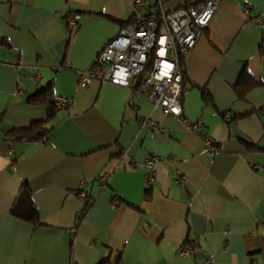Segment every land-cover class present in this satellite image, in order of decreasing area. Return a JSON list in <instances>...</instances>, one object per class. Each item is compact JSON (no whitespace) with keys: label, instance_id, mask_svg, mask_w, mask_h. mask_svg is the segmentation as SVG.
Segmentation results:
<instances>
[{"label":"crops","instance_id":"0c3cea01","mask_svg":"<svg viewBox=\"0 0 264 264\" xmlns=\"http://www.w3.org/2000/svg\"><path fill=\"white\" fill-rule=\"evenodd\" d=\"M218 1L183 55L175 116L135 81L77 84L141 11L134 0H0V264H264V0ZM244 70L260 83L238 97ZM45 89L72 107L28 102ZM182 117L203 119L214 155ZM37 120L43 140L7 134ZM24 186L38 225L11 213ZM81 191L93 203L77 227Z\"/></svg>","mask_w":264,"mask_h":264},{"label":"built area","instance_id":"2783aa9c","mask_svg":"<svg viewBox=\"0 0 264 264\" xmlns=\"http://www.w3.org/2000/svg\"><path fill=\"white\" fill-rule=\"evenodd\" d=\"M143 1L134 0L141 11L122 27L115 38L105 44L90 69L76 73L77 84L86 87L91 81L98 80L131 87V82L135 81L141 85L139 89L146 98L162 114L179 116L184 90L181 58L206 29L219 1L180 0V4L171 10L165 9L164 0H153V4L147 7L142 6ZM74 19L71 18L70 22L73 23ZM149 57L152 60L151 67L143 73ZM71 107L72 103L64 97L55 98L53 105H46L49 110H68ZM228 117L227 115L226 118ZM181 120L191 132L198 134L202 150L206 154L212 156L218 151L203 119L188 122L182 117ZM152 127L160 130L156 125ZM156 161L157 155H150L144 161L149 181L153 177V165ZM132 164L136 165L135 162ZM175 181L182 185L186 182L181 176H176ZM78 196L83 203L90 199L83 191ZM179 253L187 255L188 247H180Z\"/></svg>","mask_w":264,"mask_h":264},{"label":"trees","instance_id":"16d2710c","mask_svg":"<svg viewBox=\"0 0 264 264\" xmlns=\"http://www.w3.org/2000/svg\"><path fill=\"white\" fill-rule=\"evenodd\" d=\"M134 17H131L130 20L122 22V26L125 23L130 22L133 20ZM183 61V57L181 58ZM151 57L148 58L147 63L145 65L144 72H147V70L150 69L151 67ZM183 69H182V81L185 76H183ZM260 82L257 81L256 79L252 78L249 74L245 73V70L242 72L240 78L236 82L234 89L236 91V94L238 97H244V93L251 89L252 87H255L259 84ZM139 83H135V85L132 87L134 90H138L140 88ZM202 92V98L204 101H210L209 99V94L207 93L206 89L202 87L201 89ZM53 98L50 93L45 89V90H38L33 95H30L28 98L29 103H41L44 105L50 104L53 105ZM181 101H182V95H181ZM181 106V102H180ZM181 116V113L179 114ZM47 121L46 120H37L31 122L28 126L26 127H21V128H10L7 131V134L9 136H12L14 139L18 140H25V141H38V140H43L45 139V136L49 130V127L46 126ZM17 204L12 207L11 213L17 217H20L24 220L30 221L33 225H38V212L35 206L33 205V202L30 199V191L27 187H23L22 193L17 199ZM93 203L92 199H88L87 201L84 202L83 206L80 208V210L77 213V227L79 224L82 222L84 217L86 216L88 210L90 209L91 205ZM190 241H188L189 243ZM103 264V263H100ZM105 264H109V262L106 261Z\"/></svg>","mask_w":264,"mask_h":264},{"label":"rangeland","instance_id":"374dc122","mask_svg":"<svg viewBox=\"0 0 264 264\" xmlns=\"http://www.w3.org/2000/svg\"><path fill=\"white\" fill-rule=\"evenodd\" d=\"M62 110V109H61ZM52 112H54V111H58V110H51Z\"/></svg>","mask_w":264,"mask_h":264}]
</instances>
